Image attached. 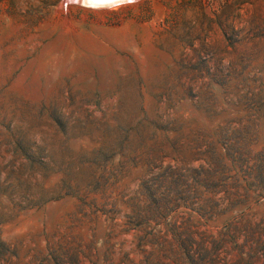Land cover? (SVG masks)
Segmentation results:
<instances>
[{
  "label": "rangeland",
  "instance_id": "1",
  "mask_svg": "<svg viewBox=\"0 0 264 264\" xmlns=\"http://www.w3.org/2000/svg\"><path fill=\"white\" fill-rule=\"evenodd\" d=\"M259 164L264 0H0V264H264Z\"/></svg>",
  "mask_w": 264,
  "mask_h": 264
},
{
  "label": "trees",
  "instance_id": "2",
  "mask_svg": "<svg viewBox=\"0 0 264 264\" xmlns=\"http://www.w3.org/2000/svg\"><path fill=\"white\" fill-rule=\"evenodd\" d=\"M249 133V132H248ZM247 131H242V132H238L237 131H234L231 133V139L233 140V143L228 145V146H225L226 149L229 150V152H231V155L233 158L235 159H241V157L243 156V152L242 150L245 149V145H244V136L243 134L246 136L247 134ZM242 136V138H240ZM244 147V148H243ZM212 154L214 157H211L209 158L207 161H204V165H207L206 167V170L203 171V168L205 167L204 165H202V172L201 174L202 175H213L214 172H216L215 168L217 169V167H219L221 165V163L223 162V158L221 157V155H219L215 148L213 149L212 151ZM260 165V164H259ZM212 168L214 170H212ZM263 172H264V165L263 166H258V167H254L252 166L250 168V177L255 179V181L261 183L263 181ZM204 253L208 254V252L206 250L203 251Z\"/></svg>",
  "mask_w": 264,
  "mask_h": 264
},
{
  "label": "bare ground",
  "instance_id": "3",
  "mask_svg": "<svg viewBox=\"0 0 264 264\" xmlns=\"http://www.w3.org/2000/svg\"><path fill=\"white\" fill-rule=\"evenodd\" d=\"M80 3L94 7H107L125 2V0H78ZM126 3V2H125Z\"/></svg>",
  "mask_w": 264,
  "mask_h": 264
},
{
  "label": "clouds",
  "instance_id": "4",
  "mask_svg": "<svg viewBox=\"0 0 264 264\" xmlns=\"http://www.w3.org/2000/svg\"><path fill=\"white\" fill-rule=\"evenodd\" d=\"M125 2H127V3H133L134 0H125Z\"/></svg>",
  "mask_w": 264,
  "mask_h": 264
}]
</instances>
